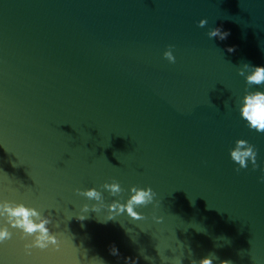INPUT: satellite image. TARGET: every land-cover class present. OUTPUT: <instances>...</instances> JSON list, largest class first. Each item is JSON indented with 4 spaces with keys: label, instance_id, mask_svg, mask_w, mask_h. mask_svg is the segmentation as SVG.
<instances>
[{
    "label": "water",
    "instance_id": "water-1",
    "mask_svg": "<svg viewBox=\"0 0 264 264\" xmlns=\"http://www.w3.org/2000/svg\"><path fill=\"white\" fill-rule=\"evenodd\" d=\"M217 27L226 40L207 36ZM245 63L264 66V0H0V194L56 208L62 231L61 252L25 256L14 237L0 258L161 264L159 244L169 257L184 251L183 264L209 253L264 264V133L239 115ZM238 139L258 150L256 170L236 171ZM112 179L124 200L151 186L159 207L140 209L145 221L67 220L86 202L75 189Z\"/></svg>",
    "mask_w": 264,
    "mask_h": 264
},
{
    "label": "clouds",
    "instance_id": "clouds-1",
    "mask_svg": "<svg viewBox=\"0 0 264 264\" xmlns=\"http://www.w3.org/2000/svg\"><path fill=\"white\" fill-rule=\"evenodd\" d=\"M207 24L208 20L206 18L198 22V26L201 28H204ZM229 35L228 31H224L220 27L213 28L207 32V36L210 39L218 38L221 41L226 40ZM172 48L173 46L169 45L168 49L163 53L164 59L169 63L176 62ZM234 50L233 47L227 49L228 52H233ZM238 75L244 78L247 85L244 94L237 101L239 115L250 130L264 133V66H253L245 63L238 69ZM229 154L231 160L238 166L236 168L237 172L241 169H247L249 164H251L253 170L259 167L257 163L258 150L245 139L236 140ZM125 191L121 183L116 179H112L111 182L106 181L98 187L77 188L75 189L76 195L82 197L86 202L80 206L78 212H73L72 215L68 216L67 220H71L75 216L77 220L84 221L88 218L86 214L91 211L97 214L103 212L102 222L111 221L122 215H127L131 221H145L148 216L140 209L148 208L149 206L153 209L159 207L160 202L157 200V193L151 186H130L127 189L128 196L126 200L122 196ZM105 192L114 198L110 203H106ZM51 209H55L57 214L60 213H58L56 208ZM51 209H44L27 203L23 199H6L0 194V249L13 241L14 237H17L23 242L22 249L25 256H31L33 250L61 252L62 231L59 230L61 222L56 221L54 223ZM67 211L70 212L68 209ZM151 219L156 225L164 223V217L155 213H153ZM126 231L128 233L132 232L130 229H126ZM132 238L135 241V236ZM179 245L183 246L184 249L185 245L180 242ZM73 246L78 249L74 244ZM156 249L161 264H183L184 251L182 254L169 257L166 255V251L169 249L161 252L159 244L156 245ZM109 251L111 255L119 258L120 252L115 244L111 245ZM140 254L144 256L145 260H153L152 257L144 255L143 250H141ZM188 254L191 256V249H189ZM79 255L71 260L69 264H81ZM83 255L86 257V252ZM217 259L218 257L215 253H209L199 261L192 260L191 264H215ZM0 264H6L3 258H0ZM87 264H105V262L100 258L94 257L87 261ZM125 264H138V261L132 257H126ZM220 264H232V261L222 260Z\"/></svg>",
    "mask_w": 264,
    "mask_h": 264
}]
</instances>
